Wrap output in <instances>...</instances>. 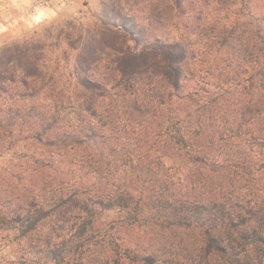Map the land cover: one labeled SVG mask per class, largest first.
Here are the masks:
<instances>
[{"label":"trees","instance_id":"obj_1","mask_svg":"<svg viewBox=\"0 0 264 264\" xmlns=\"http://www.w3.org/2000/svg\"><path fill=\"white\" fill-rule=\"evenodd\" d=\"M151 1L0 48L23 263L264 264V0Z\"/></svg>","mask_w":264,"mask_h":264},{"label":"rangeland","instance_id":"obj_2","mask_svg":"<svg viewBox=\"0 0 264 264\" xmlns=\"http://www.w3.org/2000/svg\"><path fill=\"white\" fill-rule=\"evenodd\" d=\"M108 1L110 0H0V48L31 38L34 33L43 35L51 26L57 27L69 20L90 26L97 22L102 15L103 4ZM142 6L143 4L139 8ZM136 15L140 18L145 13ZM172 30L169 26L165 31L171 33ZM155 33L162 35L161 32ZM1 104L0 100V106ZM9 131L0 130V197L1 193L8 195L10 191L14 195L21 194L26 181L22 178L27 176L36 156L35 145L29 135ZM163 160L167 166L171 165L168 158ZM115 216L113 212L105 213L103 220L109 221ZM14 236L0 226V264H26L23 263L26 260L23 258L25 246L23 243L19 244L21 247L17 246Z\"/></svg>","mask_w":264,"mask_h":264},{"label":"clouds","instance_id":"obj_3","mask_svg":"<svg viewBox=\"0 0 264 264\" xmlns=\"http://www.w3.org/2000/svg\"><path fill=\"white\" fill-rule=\"evenodd\" d=\"M39 15H40V14H38V16H37V20L39 19Z\"/></svg>","mask_w":264,"mask_h":264}]
</instances>
